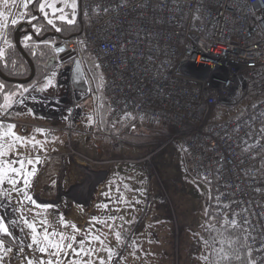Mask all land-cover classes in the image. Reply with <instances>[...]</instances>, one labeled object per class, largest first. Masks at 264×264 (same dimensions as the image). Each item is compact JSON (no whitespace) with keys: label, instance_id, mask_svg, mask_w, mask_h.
<instances>
[{"label":"rangeland","instance_id":"obj_1","mask_svg":"<svg viewBox=\"0 0 264 264\" xmlns=\"http://www.w3.org/2000/svg\"><path fill=\"white\" fill-rule=\"evenodd\" d=\"M32 3L63 26L78 6L16 0L18 20ZM88 54L0 105V116L61 128L51 138L37 127L0 133V219L8 228L0 231V264H212L210 190L192 176L180 135L173 129L163 139L152 121L127 116L119 120L128 138L100 142L95 107L106 109L104 79ZM75 63L87 70L80 85Z\"/></svg>","mask_w":264,"mask_h":264},{"label":"built area","instance_id":"obj_2","mask_svg":"<svg viewBox=\"0 0 264 264\" xmlns=\"http://www.w3.org/2000/svg\"><path fill=\"white\" fill-rule=\"evenodd\" d=\"M80 4L85 27L60 42L54 68L85 48L103 74L113 122L137 116L173 128L193 175L212 184L218 221L241 229L249 264H264V0ZM10 123L42 128L47 138L61 131Z\"/></svg>","mask_w":264,"mask_h":264},{"label":"trees","instance_id":"obj_3","mask_svg":"<svg viewBox=\"0 0 264 264\" xmlns=\"http://www.w3.org/2000/svg\"><path fill=\"white\" fill-rule=\"evenodd\" d=\"M77 1L78 6L75 19L67 26L49 23V20L43 16L41 12L35 9V3L29 4L24 8V19L16 21L15 24L10 22L7 25L4 36L5 46L2 49V52H0V71L6 76L12 78H26L30 74L29 64L26 58L17 48L14 41V32L16 27L23 20H26L29 22L28 27L31 28L37 36H42L46 33H54L55 35H50L43 41H37L32 34L27 32L21 35L20 43L23 50L34 65V76L32 80L26 84L9 82L0 77V105L5 100V96L7 94L14 93V96L17 100L21 97V95L24 93L23 91L26 88L38 84L49 75L56 64L55 61L52 62V59L55 57V51L52 42H59L65 39H76L81 36L85 27V18L82 14L81 5L79 4L80 0ZM80 13L82 15L81 19ZM79 52L81 61V54L86 55L88 52L83 47L80 48ZM92 63V71L94 73H100V76L103 77L102 72L95 64L93 58ZM82 67L86 70L84 63H82ZM85 74H87V72ZM86 78L87 81L88 79L91 81L88 74L86 75ZM89 81L88 84L90 83ZM105 105L106 109L103 112L100 111L98 107H95L96 126L99 134L101 135L98 140L104 144L110 145V143L114 142V140L117 138L128 137L124 133L123 124L121 123L122 121L117 119L116 122H113L110 119L109 104L107 99ZM237 109L238 111L229 114L227 113L226 115L222 114L221 109H219L218 112L214 114L212 120L218 122L225 118H231L238 112L243 111L241 108ZM153 123L155 125V129H157V132L160 133V136H162L163 139L170 138L174 133L173 128L167 124L160 122ZM7 126V124H0V133L4 132ZM184 154L188 160V154L185 150ZM191 174L193 177H195L192 172ZM201 181L204 182L203 180ZM204 183L209 187L210 190V201L205 214L204 223L208 226H211V229L208 231L210 233L209 255L211 256L212 264H249L251 262V257L246 252L245 241L243 239L241 229L236 226L222 224L217 220V216L213 210L212 204V184L208 182Z\"/></svg>","mask_w":264,"mask_h":264},{"label":"water","instance_id":"obj_4","mask_svg":"<svg viewBox=\"0 0 264 264\" xmlns=\"http://www.w3.org/2000/svg\"><path fill=\"white\" fill-rule=\"evenodd\" d=\"M80 4V2H79ZM81 13H80V19H81ZM23 23H20L16 29H15V32H14V41H15V44L17 46V48L19 49V51L23 54V56L26 58L28 64H29V67H30V74L26 77V78H12V77H8L6 76L4 73H2L0 71V77L6 81H9V82H14V83H18V84H26L28 82H30L34 76V65L31 61V59L27 56V54L25 53V51L23 50L22 46H21V43H20V38H21V35L23 33H29V34H32L37 41H43L45 40L48 36L50 35H55L54 33H46L42 36H37L33 30L31 28H28L26 31H22L21 30V27H22ZM53 48H54V51L55 52H58V51H61L64 49V46L60 44V42H57V43H53ZM54 61V59H52V62ZM75 70L77 72V74H79L80 70H82L83 68L80 67V63H75Z\"/></svg>","mask_w":264,"mask_h":264},{"label":"crops","instance_id":"obj_5","mask_svg":"<svg viewBox=\"0 0 264 264\" xmlns=\"http://www.w3.org/2000/svg\"><path fill=\"white\" fill-rule=\"evenodd\" d=\"M16 0H0V52L4 48V36L7 25L13 20L19 21L24 18L25 13L23 12L22 19L17 18L16 15ZM15 119V118H14ZM18 120V119H15Z\"/></svg>","mask_w":264,"mask_h":264},{"label":"flooded vegetation","instance_id":"obj_6","mask_svg":"<svg viewBox=\"0 0 264 264\" xmlns=\"http://www.w3.org/2000/svg\"><path fill=\"white\" fill-rule=\"evenodd\" d=\"M21 23H23V25H22V27H21L22 31H26V30L29 28V27H28L29 22L26 21V20H23ZM23 27H24V28H23ZM75 76H76V75H75ZM84 77H85L84 74H78V78H75V77H74L75 83L78 84V85L84 83V80L82 79V78H84ZM78 79H79V80H78ZM78 82H79V83H78ZM0 117H1V116H0ZM3 118H4V121H0V124H7V125H14V126H17V125H15V124H13V123H10V121L15 120L14 118L6 117V116H3ZM5 119H7V120H5Z\"/></svg>","mask_w":264,"mask_h":264},{"label":"snow or ice","instance_id":"obj_7","mask_svg":"<svg viewBox=\"0 0 264 264\" xmlns=\"http://www.w3.org/2000/svg\"><path fill=\"white\" fill-rule=\"evenodd\" d=\"M5 2H7V0H5ZM25 6H26V5H25ZM40 7H41V10H43L44 7H45V5H44V4H41ZM60 19H65V18H64V17H60ZM12 23L15 24L16 21L13 20ZM49 23H52V21L49 20ZM30 163H31V161H30ZM21 164H22V162H21ZM13 171H16V169H13ZM33 174H34V173H33ZM29 199H30V198H29ZM0 231H2L4 234H7V233H8V228H7L6 225L2 222V219H0ZM40 251H41V252H44V251H46V249L42 247V248H40ZM29 264H31V262H29Z\"/></svg>","mask_w":264,"mask_h":264}]
</instances>
